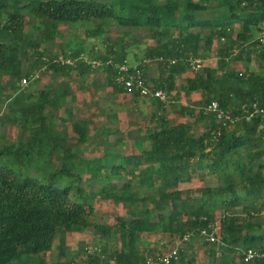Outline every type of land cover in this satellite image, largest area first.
Here are the masks:
<instances>
[{
	"label": "trees",
	"instance_id": "obj_1",
	"mask_svg": "<svg viewBox=\"0 0 264 264\" xmlns=\"http://www.w3.org/2000/svg\"><path fill=\"white\" fill-rule=\"evenodd\" d=\"M263 23L264 0H0V85L6 89L0 104L13 114L7 121L30 129L18 144L0 149V264L46 254L57 242L61 257L67 235L74 233L87 235L97 248L74 264H146L175 249L169 248L174 243L178 258L171 264H191L196 258H186L179 246L197 239L212 264H246V249L264 250V112L248 119L254 103L264 108V48L254 41ZM66 24L86 26L87 36L106 43V50L70 40L58 42L61 50L54 51ZM110 27L136 45L153 42L134 60L149 86L171 94L177 78L185 76L188 93H200L201 108L181 106L177 113L194 120L177 123L167 117L165 102L150 98L156 110L145 123L126 126L133 137L125 150L119 148L125 142L119 133L110 145L101 141L102 153L87 154L94 141L88 120L74 119L67 131L45 113L70 92H29L22 79H32L44 67L56 77L96 70L83 61L55 63L61 55L85 52L128 61L132 44L122 35L107 36ZM214 54L215 65L206 62L199 72L191 70L192 58ZM255 59L258 70L251 66ZM144 60L153 63L143 65ZM102 69L118 95L144 98L116 83L118 69ZM26 99L30 103L23 105ZM212 101L233 118L227 127L204 112ZM2 119L0 114V124ZM201 121L206 128L197 132ZM207 179L214 183L183 188ZM215 225L220 241L201 236Z\"/></svg>",
	"mask_w": 264,
	"mask_h": 264
},
{
	"label": "rangeland",
	"instance_id": "obj_2",
	"mask_svg": "<svg viewBox=\"0 0 264 264\" xmlns=\"http://www.w3.org/2000/svg\"><path fill=\"white\" fill-rule=\"evenodd\" d=\"M33 21L35 22V19H33ZM85 29L86 26H82V24L61 25L60 31L62 34L56 38L54 51L61 50L57 45L58 42L64 43L70 40H79L81 46L86 48L95 47L96 50L104 52V50H106V43H102L101 40L96 37H88ZM30 30H34V28L30 27ZM116 31L118 30L113 27L107 28L106 35L114 40L119 37V35H122L125 40H128L127 35L124 33L118 34ZM142 36L143 35H139V33L136 32V39L142 40ZM128 41L132 44V47L128 53L127 59L131 65H136V62L134 61L136 56H141L142 48L146 47L148 43L151 44L153 42H143L136 45L134 39L131 37ZM216 56L217 55L214 54L211 58L205 59V63L208 62L211 66L215 65ZM152 63L153 62H151V64ZM251 66L257 70L259 69L257 59L252 61ZM239 68L244 69V64L239 63ZM44 70L45 69L43 68L39 69L38 73L40 74V77L29 79V84L23 89L29 90V92H34L46 88L50 89L52 93L63 92L67 89L70 92V94L61 100V105L59 107L53 108L49 105L46 107L45 113L48 114V117H52L54 126H57L59 129L65 128L67 131H71L70 125L74 119L88 120L87 126L89 128L90 136L94 138V141L87 145V154L102 153L103 148L101 141H104V144L107 146L109 144L108 141H113L115 136L119 133H124L125 139V142L119 144V148L125 150L127 148V142L131 140L130 137H133L128 135L129 131L126 126L130 123H145L148 121L150 114L156 110L154 104H148V101L151 100L150 98H141V100L136 103H130L126 102L124 99L115 98L114 96L118 95V93L113 91L112 87L108 86L107 80L105 79V69L99 68L84 76L72 73L71 76L59 77H56L52 72H44ZM36 74L37 73H34V75ZM150 74L157 75V72L152 69ZM3 79L6 80L5 77H3ZM185 84L186 77H178L176 81V89L169 94L170 98L166 102L165 113L173 122L179 123L185 122V120L193 122V117L186 115L182 116V114L177 113L181 106H189L195 108L197 111L201 108L200 101L202 97L200 96V93H188ZM5 91L6 89L0 85V101L4 100ZM34 99L35 97L30 100L26 99V101L23 102V105L29 104ZM0 105L2 107L0 114H2L3 118L2 124H0V149H2L3 145L7 143L15 142L18 144L21 140V135L23 138V133H25V135L29 134L30 129L28 126H22L21 123H10L7 121V116H13V114L10 112L8 105ZM112 116L116 117L111 118ZM119 119H122V121L120 122ZM118 127L120 129H118ZM205 128V121H201L196 125L197 132H202ZM98 131L104 132L100 134V137H96L95 139V135ZM72 133L73 132H71V134ZM135 134H137L136 130L134 131V136ZM85 148L86 147H82L81 150L84 151ZM205 183L213 184L214 180H197L196 182L183 185V188L196 189L199 186H203ZM106 206H109V204L106 203ZM86 239L88 240V243L82 241ZM152 240H155V238H152ZM83 242L86 243L83 244ZM94 242H96L97 245L104 246V241L102 239L96 238L94 239ZM67 243L68 248L66 249V254L61 257L59 255L57 242L53 249L46 254H40L33 257L22 255V258L14 259L11 264H57L58 262L63 264H74V262L82 263L88 258L89 253L87 252V247H91L92 249L95 247L91 238L88 239L87 235L79 233L67 235ZM173 245L174 246L170 245L169 248H178L179 244L175 245L174 243ZM179 247L180 249H184V256L186 258H196L191 264L213 263L209 261V257L204 250L205 248L199 239L190 240L188 243L183 242ZM108 248L112 247L109 245ZM104 257L106 258V256L101 255V258Z\"/></svg>",
	"mask_w": 264,
	"mask_h": 264
},
{
	"label": "built area",
	"instance_id": "obj_3",
	"mask_svg": "<svg viewBox=\"0 0 264 264\" xmlns=\"http://www.w3.org/2000/svg\"><path fill=\"white\" fill-rule=\"evenodd\" d=\"M224 40V39H222ZM254 41H257V48H264V23L261 25L259 33L257 34ZM160 61L159 59H156ZM171 64H175L176 59H168ZM79 61H83L92 68L99 69V68H106V67H113L118 69V75L115 78V81L118 85L128 89L136 91L140 96L144 98H157L162 102H167L170 98L168 92L163 89H154L149 86L143 75V70L138 65H131L128 61L118 62L115 61L112 57H108L107 59L96 58L94 55L82 52L78 56H58L54 59L55 63L62 64V65H76ZM151 61L144 60L143 65H146ZM205 64V59L201 57H194L190 60V67L194 73L199 72ZM44 67L43 69H45ZM33 77L38 78L39 74L37 73ZM23 87L27 86L30 82L28 78H23ZM254 110L251 111L248 115V119H251L253 115L259 111L264 112V108H260L257 103L253 104ZM205 113H214L217 119L221 122L223 127L228 126V121H233V118L227 114L221 107L217 101L210 102L205 108ZM221 128V127H220ZM221 131H219V134ZM219 227L217 225L213 226V231H208L204 229L201 231V236L204 237L206 240L210 242L220 241L217 234H218ZM187 238V237H186ZM97 248L94 247H87L88 253H94ZM243 259L246 264L254 260H264V250H257L254 248H248L243 252ZM178 258V249L175 248L171 251L165 252L162 255H158L156 258H149L146 264H171L173 259Z\"/></svg>",
	"mask_w": 264,
	"mask_h": 264
},
{
	"label": "crops",
	"instance_id": "obj_4",
	"mask_svg": "<svg viewBox=\"0 0 264 264\" xmlns=\"http://www.w3.org/2000/svg\"><path fill=\"white\" fill-rule=\"evenodd\" d=\"M39 77H40V74H39ZM39 77H38V78H39ZM39 90H40V89H39ZM114 97H115V98H121V99H124L126 102H130V103H136L137 101L141 100V99L137 100V99H135L134 96H131V95H129L128 98H127V96L122 95V94H121V96H119V95H115ZM145 99H146V98H145ZM149 101H150V102H149ZM149 101H148V104H154L152 100H149ZM120 120L122 121V119H120ZM121 121H120V122H121Z\"/></svg>",
	"mask_w": 264,
	"mask_h": 264
},
{
	"label": "clouds",
	"instance_id": "obj_5",
	"mask_svg": "<svg viewBox=\"0 0 264 264\" xmlns=\"http://www.w3.org/2000/svg\"><path fill=\"white\" fill-rule=\"evenodd\" d=\"M220 240V239H219Z\"/></svg>",
	"mask_w": 264,
	"mask_h": 264
}]
</instances>
